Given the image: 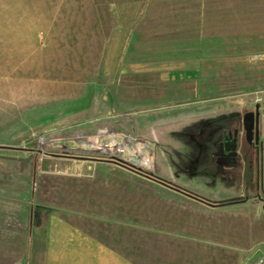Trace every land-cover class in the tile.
Listing matches in <instances>:
<instances>
[{
    "label": "rangeland",
    "instance_id": "rangeland-1",
    "mask_svg": "<svg viewBox=\"0 0 264 264\" xmlns=\"http://www.w3.org/2000/svg\"><path fill=\"white\" fill-rule=\"evenodd\" d=\"M119 10L121 24L116 20ZM211 32L217 34L215 39L210 38ZM257 42L264 43V0H0V146L17 147L0 149V264H81L80 254L44 253L49 205L58 203L51 187L62 188L80 179L67 181L55 173H73L77 165L85 166L86 176H96L98 181H104V176L108 183L119 180L127 201L122 206V232L127 236L128 196L137 192V213L132 217L137 228L130 230L136 231L137 241L134 254H128L134 258L131 264H238L245 240L233 236L240 227L228 222L232 212L227 207L246 201L214 207L187 197L110 161L122 159L173 181L140 163L143 156H120L102 137L122 129L137 145L134 140L146 136L144 109L127 106L136 100L145 103V95L137 99L131 89L143 86L144 90L147 81H153L144 71L137 73L139 61L177 55L193 58L200 47ZM151 51L153 55L148 54ZM214 63L225 68L222 58L205 61L203 66ZM237 81L234 85L241 86L242 80ZM217 83L224 87L230 79ZM132 112L140 116H129ZM226 114L206 116L216 121L211 133L222 134V124L230 119ZM91 155L107 158L87 159ZM216 173L214 187L203 185L199 191L173 182L210 200L247 196L229 195L243 184L232 185L228 169L220 166ZM153 199L163 205L153 204L152 212L148 204ZM168 203L175 205L180 218L164 213ZM152 213L159 222L149 219ZM170 219L182 221L174 228L161 227L162 220ZM157 225L160 231H168L167 237H149Z\"/></svg>",
    "mask_w": 264,
    "mask_h": 264
},
{
    "label": "crops",
    "instance_id": "crops-1",
    "mask_svg": "<svg viewBox=\"0 0 264 264\" xmlns=\"http://www.w3.org/2000/svg\"><path fill=\"white\" fill-rule=\"evenodd\" d=\"M119 11L120 15L117 14L116 20L121 24L123 14L122 10ZM214 34L215 32L209 34L211 39L216 38L217 34ZM217 45L202 50L200 47L198 55L193 58L179 57L176 54L177 56L162 57L159 60L148 58L139 61L137 73L144 71L146 77H151L153 81H147L144 90L143 86L136 87L134 92L133 87L131 89V94L136 95L137 99L144 94L145 103L136 100L127 106L144 109L143 119L148 128L146 136L136 138L135 145L132 144V139L125 136V131L118 129L109 137L103 136L102 141L113 146L116 152L122 153L120 156L128 155L131 159L134 155L143 156L144 161L140 163L149 170L164 174L178 184L198 191L203 185L214 187L218 181L216 171L220 166L228 169L231 174L229 173L230 177L227 178L231 184H243L236 193L229 195L249 197L242 205L227 207L232 212L228 222H234L236 227H240L235 230L237 232L233 236L245 240L241 250V263L246 259L264 257V201L259 198L264 195V43H248L240 47L234 45L226 48ZM148 54L154 53L151 51ZM217 58L224 59V69L218 68V62H215L217 64L214 63L213 67L203 66V62ZM130 66L134 67L133 64ZM221 78L230 79L229 85L226 83L222 87V83H217ZM239 79L242 80L241 86L234 85L238 84ZM187 83L190 85H186ZM120 106L126 109V105ZM257 108L259 141L257 144H249L246 143L248 141L241 119L247 112L256 111ZM227 112L231 113L226 114ZM219 113L226 114L230 119L222 124V134L211 133L210 129L216 121L206 116ZM128 115L140 116L136 112ZM213 128L216 131V128ZM235 130L239 131L237 152L223 154L221 147L224 137ZM221 156H224L226 161H221ZM211 166L216 170L213 171ZM84 168L83 165H77L73 173H55L65 176L67 181L74 177L80 179L70 184L66 182L62 188L58 185L51 187V190L56 189L58 203L49 205L47 226L44 227L48 229V241L44 253L52 257L80 254L81 264L133 263L134 258L128 254H134L132 247H135L137 241L136 231H130L137 228V220L132 219L137 213V192H129L128 196L131 216L127 219L130 226L124 227L129 228L127 236L122 232V206L127 201L123 200L125 196L119 180L112 179L113 183H108L105 181L107 177L104 176V181H98L96 176H86ZM113 168L120 171L122 169L116 165ZM32 179V194L35 195L36 177ZM59 189L61 192H58ZM162 202L153 199L148 207L153 212V204L163 205ZM174 206L164 207V213H168L172 218H180L176 215L179 210ZM34 213L35 208L32 206L31 225L34 222ZM149 219L153 223L159 222L153 213ZM169 221L171 224H168ZM169 221L162 220L161 227L174 228L182 220ZM153 223L152 225H155ZM156 228L158 230L150 231L149 237H154L155 234L167 237L166 229L160 231L158 225ZM173 231L179 232V229Z\"/></svg>",
    "mask_w": 264,
    "mask_h": 264
},
{
    "label": "trees",
    "instance_id": "trees-1",
    "mask_svg": "<svg viewBox=\"0 0 264 264\" xmlns=\"http://www.w3.org/2000/svg\"><path fill=\"white\" fill-rule=\"evenodd\" d=\"M15 149L13 147H8V146H0V149ZM47 155L49 156H61V157H73L74 155H70L69 153H55V152H46ZM92 156V155H91ZM78 158V157H76ZM86 158V157H84ZM103 158H107V157H87V159H93V160H98V161H102L104 160ZM124 164L126 165L125 168H128L130 171L135 172L141 176H144L148 179L153 180L156 183H159L163 186H166L168 188H171L173 190H176L177 192H180L181 194L187 196V197H191L193 199L199 200L202 203L205 204H212V206L214 207H221V206H226V205H230V204H237L239 202H244L246 201L249 197L246 196L244 198H229V199H223V200H210L207 197H204L198 193H195L187 188H184L176 183H174L173 181L166 179L164 177L158 176L150 171H147L143 168L137 167L133 164H130L126 161H124ZM138 169H140L139 171H137ZM259 198L264 201V195H260ZM210 204V205H211Z\"/></svg>",
    "mask_w": 264,
    "mask_h": 264
},
{
    "label": "water",
    "instance_id": "water-1",
    "mask_svg": "<svg viewBox=\"0 0 264 264\" xmlns=\"http://www.w3.org/2000/svg\"><path fill=\"white\" fill-rule=\"evenodd\" d=\"M243 125L245 131V137L249 144H257L259 141V109L256 111L247 112L243 118ZM238 134L239 131L235 130L234 133H228L224 137L223 147L225 152L236 153L238 149ZM6 147V146H5ZM17 148V147H13ZM84 159V157H78ZM110 161L125 167L124 160L122 159H111ZM138 169L137 171H139ZM211 204V203H210ZM212 205V204H211Z\"/></svg>",
    "mask_w": 264,
    "mask_h": 264
},
{
    "label": "built area",
    "instance_id": "built-area-1",
    "mask_svg": "<svg viewBox=\"0 0 264 264\" xmlns=\"http://www.w3.org/2000/svg\"><path fill=\"white\" fill-rule=\"evenodd\" d=\"M242 264H264V257H261L255 261H250Z\"/></svg>",
    "mask_w": 264,
    "mask_h": 264
},
{
    "label": "flooded vegetation",
    "instance_id": "flooded-vegetation-1",
    "mask_svg": "<svg viewBox=\"0 0 264 264\" xmlns=\"http://www.w3.org/2000/svg\"><path fill=\"white\" fill-rule=\"evenodd\" d=\"M221 148H222V153H223V154H231V153L225 152V149H224L223 145H222Z\"/></svg>",
    "mask_w": 264,
    "mask_h": 264
}]
</instances>
